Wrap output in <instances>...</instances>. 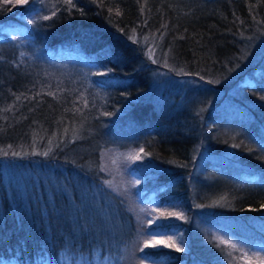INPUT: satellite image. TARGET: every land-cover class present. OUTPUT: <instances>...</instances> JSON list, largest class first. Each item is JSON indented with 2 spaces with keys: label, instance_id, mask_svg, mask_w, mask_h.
<instances>
[{
  "label": "trees",
  "instance_id": "obj_1",
  "mask_svg": "<svg viewBox=\"0 0 264 264\" xmlns=\"http://www.w3.org/2000/svg\"><path fill=\"white\" fill-rule=\"evenodd\" d=\"M73 3L0 0V264L264 256V0Z\"/></svg>",
  "mask_w": 264,
  "mask_h": 264
},
{
  "label": "rangeland",
  "instance_id": "obj_2",
  "mask_svg": "<svg viewBox=\"0 0 264 264\" xmlns=\"http://www.w3.org/2000/svg\"><path fill=\"white\" fill-rule=\"evenodd\" d=\"M11 36H13L14 38L16 37L15 33H11ZM167 62H168V69L164 73H175V72L187 71V69H185L184 67L180 66L179 62L176 61L175 59H171L170 60V58L168 57V61ZM251 65H252V63L248 62V58L247 57H243L241 59V61L238 62L237 66H239V70L236 71L238 75L241 74V75H243V77L241 79H239V77L236 78L237 75H235L234 79L236 78L238 81H240L242 83H252V78H253V76H255V74L253 73L254 72V68L250 67ZM247 68H249V69H247ZM221 73H223V72H221ZM225 79L228 81L229 77H227V75L224 72L222 81L225 80ZM221 98L224 99L225 97L222 94H220L218 96V99H221ZM129 154L135 155L136 153H131L130 151H128L127 153L122 154V157H120L118 151H115L114 153L109 155L108 157H109V161H110V164H109L110 168H112V166H113L114 168L117 169V172H119V168L123 164L127 165L128 162L130 164L132 161H135L136 159H127L126 158ZM113 172H115V171H113ZM159 215H160V213H159ZM159 215H157V216H159ZM157 222L159 223L160 220L156 221V223ZM156 223H153V224H156ZM215 233H217V232H215ZM221 236H224V235H220L219 239L221 241H227L228 242V243H224V244H227L228 246L236 245L235 249H233L231 246H230V249L232 250V252L234 254L235 260H238L237 264H246V261L244 259H241V255H242V252H245V251L248 252L249 249H247L242 243H240V242H238L236 240H232L230 238L228 240H226L225 238H223ZM169 239L170 238H158L156 240H169ZM217 239H218V237H217ZM171 240H173V239H171ZM252 252H248L249 256L254 254ZM103 263H105V262H103ZM105 264H107V263H105ZM142 264H145V263H142Z\"/></svg>",
  "mask_w": 264,
  "mask_h": 264
},
{
  "label": "snow or ice",
  "instance_id": "obj_3",
  "mask_svg": "<svg viewBox=\"0 0 264 264\" xmlns=\"http://www.w3.org/2000/svg\"><path fill=\"white\" fill-rule=\"evenodd\" d=\"M34 2V0H33ZM64 4L67 5L68 10L75 8L76 5L73 3V0H63ZM17 3L20 5H28L30 3V0H17ZM53 7H55V5H53ZM81 11V15H83V10ZM56 13L55 11L52 12L51 15L49 16H43L40 17V19L43 20H50L52 19V16H55ZM30 23H35V19L32 21H29ZM149 55L151 56L152 53L151 51L149 52ZM143 152V149L141 148L139 150V152H137L135 154V156H133L132 154H129L126 158L127 159H141L140 153ZM7 154V153H5ZM13 155H16V153H13ZM42 155H48L47 152L42 153ZM145 155H147V153H145ZM261 207H264V205H261ZM160 211V215L156 216L153 218L152 221H150V223H156V221L161 220V218H167V217H178L183 219V214L176 212V211H170L168 209H161ZM157 227L159 228H163L165 227V225L163 224H158ZM222 243H228L227 241H221ZM160 245H163L164 247H168V248H175L176 251H184L183 248L179 247V245L176 244V242L174 240H156V239H151V240H146L144 241V247H152V248H156ZM233 249L236 248V245H230ZM144 249L141 248L140 251H143ZM241 259H244L246 261V264H264V256H258L255 253L252 254L251 256H249L248 252H242L241 255Z\"/></svg>",
  "mask_w": 264,
  "mask_h": 264
}]
</instances>
